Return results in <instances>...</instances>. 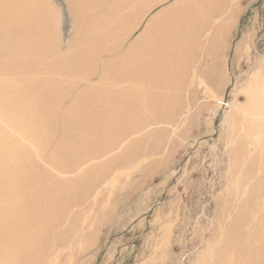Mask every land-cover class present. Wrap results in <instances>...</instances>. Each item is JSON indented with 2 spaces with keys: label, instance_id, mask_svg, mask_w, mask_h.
I'll return each mask as SVG.
<instances>
[{
  "label": "rangeland",
  "instance_id": "374dc122",
  "mask_svg": "<svg viewBox=\"0 0 264 264\" xmlns=\"http://www.w3.org/2000/svg\"><path fill=\"white\" fill-rule=\"evenodd\" d=\"M84 1L99 10L118 5ZM176 1L153 9L132 41ZM52 3L64 51L73 23L65 0ZM215 6L222 13L202 33L169 29L177 50L155 46L149 81L167 99L146 113L167 119L89 165H102L79 185H91L89 192L40 226L32 264H214L236 240L247 245L251 264H264V0Z\"/></svg>",
  "mask_w": 264,
  "mask_h": 264
},
{
  "label": "bare ground",
  "instance_id": "6f19581e",
  "mask_svg": "<svg viewBox=\"0 0 264 264\" xmlns=\"http://www.w3.org/2000/svg\"><path fill=\"white\" fill-rule=\"evenodd\" d=\"M52 1L0 0V264L37 262L40 226L75 195L86 196L91 185L83 190L80 183L102 168L89 165L167 119L146 113L167 99L149 81L155 46L177 50L169 29L185 26L191 37L223 10L215 6L221 0H177L132 41L149 13L169 0H118L104 10L65 0L74 34L63 51ZM219 253L214 264H251L242 241Z\"/></svg>",
  "mask_w": 264,
  "mask_h": 264
},
{
  "label": "water",
  "instance_id": "95a60500",
  "mask_svg": "<svg viewBox=\"0 0 264 264\" xmlns=\"http://www.w3.org/2000/svg\"><path fill=\"white\" fill-rule=\"evenodd\" d=\"M202 141L199 142V144L201 143Z\"/></svg>",
  "mask_w": 264,
  "mask_h": 264
}]
</instances>
